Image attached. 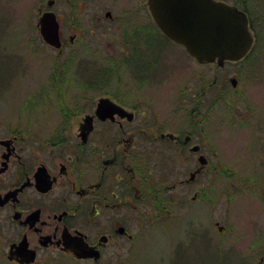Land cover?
<instances>
[{"label":"rangeland","instance_id":"obj_1","mask_svg":"<svg viewBox=\"0 0 264 264\" xmlns=\"http://www.w3.org/2000/svg\"><path fill=\"white\" fill-rule=\"evenodd\" d=\"M49 1L0 0L1 128L38 136L71 121L69 129L76 131L86 113L78 102L85 98L97 102L106 94L158 101L160 120L165 113L174 116L179 98L185 97L189 103L184 120L195 127L192 120L203 69L184 47L165 38L153 21L148 0H54L51 7ZM49 10L61 15V49L45 43L40 33L39 19ZM107 11L114 20L105 17ZM100 16L118 34L91 24ZM262 26L249 58L227 67V74H236L240 85L234 90L230 83H221L214 109L202 108L204 122L199 126L204 138L196 142L210 163L190 186L188 204L144 217L124 264H264ZM137 31L145 70L132 67L127 58L131 48L121 51L108 42L115 35L133 39ZM102 32L105 37H97ZM76 35L80 41L73 45L70 37ZM148 39L159 44L149 49ZM141 61V55L134 53L133 65ZM205 72L211 79L214 70L205 68ZM194 163L199 165L197 158L189 159L187 179L194 173ZM210 168L219 171L209 172ZM8 235L5 231L0 238L7 240ZM7 255L8 247L1 248L0 264H15ZM33 264L77 263L57 255L40 257Z\"/></svg>","mask_w":264,"mask_h":264},{"label":"flooded vegetation","instance_id":"obj_2","mask_svg":"<svg viewBox=\"0 0 264 264\" xmlns=\"http://www.w3.org/2000/svg\"><path fill=\"white\" fill-rule=\"evenodd\" d=\"M216 1L246 15L252 45L241 60L220 64L217 58L213 63H199L203 71L198 81L194 128L184 120L189 103L185 97L179 98L174 116L169 118L165 113L160 120L158 101L155 104L152 99H125L121 94L117 99L107 94L104 97L122 108L106 118L96 113L103 97L97 102L92 98L78 102L86 113L76 131L69 129L71 121L38 136L0 127V237L5 231L9 234L7 240L0 238V249L8 247V255L14 256L9 262L27 264L25 257L35 253L36 260L62 255L77 264H124L127 248L135 241V231L144 217L188 204L190 186L210 163L202 145L196 142L204 138L199 126L204 122L202 110L206 106L214 109L221 83H230L237 89L240 79L236 74H227V67L249 58L263 32L264 0ZM56 16L63 47L61 15ZM105 17L114 20L110 11ZM105 21L100 16L91 24L118 34ZM93 26L89 29L91 38ZM137 32L133 39L115 35V40L108 42H114L112 45L121 51L131 48L127 58L132 67L145 70L140 31ZM149 35L152 36L150 32ZM97 37L105 36L102 32ZM78 38L72 36L69 42L75 45ZM145 42L149 49L159 44L154 39ZM136 52L142 57L139 65L132 63ZM205 68L214 70L211 79ZM201 156L206 157L207 164L201 167L200 162L197 166L194 163L193 172L200 171L189 181V159L199 161ZM195 194L197 198L199 191ZM80 244L87 246L91 256L78 257L65 251L66 246L75 248Z\"/></svg>","mask_w":264,"mask_h":264},{"label":"water","instance_id":"obj_3","mask_svg":"<svg viewBox=\"0 0 264 264\" xmlns=\"http://www.w3.org/2000/svg\"><path fill=\"white\" fill-rule=\"evenodd\" d=\"M54 0L48 2L51 7ZM151 14L162 32L173 41L185 46L189 55L198 62L212 63L219 58L241 60L252 45L246 15L238 8L216 0H148ZM110 14V13H108ZM40 33L48 45L61 49L60 25L56 13L49 10L39 19ZM109 98H101L96 113L102 118L120 111ZM194 150V148H193ZM201 167L207 164L204 156L199 158ZM200 171L192 173L193 180ZM65 251L73 256L88 257L92 252L80 244L66 246ZM36 254L25 257L27 264L35 261ZM9 260L14 256L10 253Z\"/></svg>","mask_w":264,"mask_h":264}]
</instances>
